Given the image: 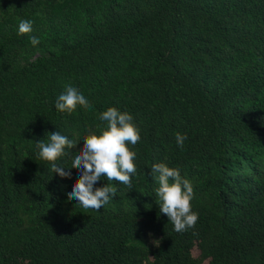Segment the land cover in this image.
<instances>
[{"label":"trees","instance_id":"1","mask_svg":"<svg viewBox=\"0 0 264 264\" xmlns=\"http://www.w3.org/2000/svg\"><path fill=\"white\" fill-rule=\"evenodd\" d=\"M68 84L92 107L58 111ZM108 107L140 130L137 173L84 209L67 167ZM54 131L79 140L71 178L38 157ZM155 163L192 183L193 228L160 213ZM0 264H264V0H0Z\"/></svg>","mask_w":264,"mask_h":264},{"label":"clouds","instance_id":"2","mask_svg":"<svg viewBox=\"0 0 264 264\" xmlns=\"http://www.w3.org/2000/svg\"><path fill=\"white\" fill-rule=\"evenodd\" d=\"M32 22L20 20L18 35H29L30 43L35 47L39 37L31 36ZM78 106L85 110L92 107L85 95L76 87L68 84L55 103L60 112L74 113ZM99 119L106 122L99 133L90 132L83 137V147L72 158L71 167L80 175L75 180L72 190L66 193L68 200L75 198L84 209L99 211L118 189L111 184L94 187L102 177L132 188V177L137 173L135 163L137 153L129 145L140 142V130L133 123V117L116 107H108L100 113ZM186 136L176 134L177 145L183 147ZM79 140H70L59 131L50 132L47 142L37 140L38 157L51 164L53 173L62 178H71V171L59 166L57 161L65 156L66 149H73ZM151 176L158 182L156 195L159 198L160 213L165 214L177 233L193 228L198 221V214L192 211L191 201L194 188L189 179L182 177L179 168L169 167L165 163H155L150 169ZM156 241H154L155 243ZM156 244V243H155Z\"/></svg>","mask_w":264,"mask_h":264}]
</instances>
